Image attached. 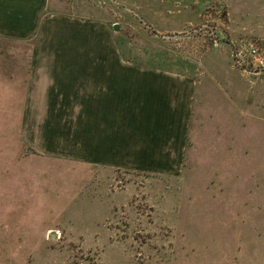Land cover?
Returning a JSON list of instances; mask_svg holds the SVG:
<instances>
[{"label":"rangeland","instance_id":"374dc122","mask_svg":"<svg viewBox=\"0 0 264 264\" xmlns=\"http://www.w3.org/2000/svg\"><path fill=\"white\" fill-rule=\"evenodd\" d=\"M159 1L116 0L102 12L131 37L135 62L200 73L206 53L230 60L247 84L246 134L232 137L245 145L241 165L221 167L204 149L196 166L176 173L88 174L43 159L20 135L16 104H2L0 264H264V65L248 57L237 67L232 54L243 42L264 56V0H169L170 15L193 12L171 34L155 31L159 13L148 6ZM208 176L226 178L209 185Z\"/></svg>","mask_w":264,"mask_h":264},{"label":"crops","instance_id":"0c3cea01","mask_svg":"<svg viewBox=\"0 0 264 264\" xmlns=\"http://www.w3.org/2000/svg\"><path fill=\"white\" fill-rule=\"evenodd\" d=\"M115 1L0 0V115L2 104H16L31 148L88 174L176 173L196 166L204 149L221 167L241 165L245 145L232 137L246 134L247 84L230 60L219 64L206 53L200 73L135 62L131 37L102 12ZM159 2L148 6L159 13L156 32L191 24V6L170 15L169 0ZM222 177L208 176L206 184Z\"/></svg>","mask_w":264,"mask_h":264},{"label":"built area","instance_id":"2783aa9c","mask_svg":"<svg viewBox=\"0 0 264 264\" xmlns=\"http://www.w3.org/2000/svg\"><path fill=\"white\" fill-rule=\"evenodd\" d=\"M69 2L73 0H67ZM99 3L102 0H98ZM233 59L237 67H243L248 62V57L253 58V62L255 64H259L260 66L264 65V56L260 57L261 53L259 48L252 43H240V45L234 50Z\"/></svg>","mask_w":264,"mask_h":264},{"label":"water","instance_id":"95a60500","mask_svg":"<svg viewBox=\"0 0 264 264\" xmlns=\"http://www.w3.org/2000/svg\"><path fill=\"white\" fill-rule=\"evenodd\" d=\"M115 29H118V26H115Z\"/></svg>","mask_w":264,"mask_h":264}]
</instances>
